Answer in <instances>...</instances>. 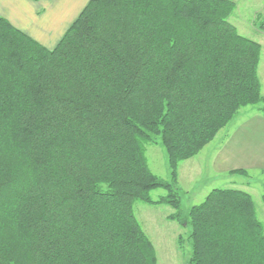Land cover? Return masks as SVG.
Instances as JSON below:
<instances>
[{
	"label": "trees",
	"instance_id": "obj_1",
	"mask_svg": "<svg viewBox=\"0 0 264 264\" xmlns=\"http://www.w3.org/2000/svg\"><path fill=\"white\" fill-rule=\"evenodd\" d=\"M235 8L90 0L54 47L0 15V264H158L137 201L178 211L189 264H264L248 192L216 188L179 215V164L242 109L264 114L262 47L229 22ZM147 144L163 146L169 181Z\"/></svg>",
	"mask_w": 264,
	"mask_h": 264
},
{
	"label": "rangeland",
	"instance_id": "obj_2",
	"mask_svg": "<svg viewBox=\"0 0 264 264\" xmlns=\"http://www.w3.org/2000/svg\"><path fill=\"white\" fill-rule=\"evenodd\" d=\"M257 14H264V0H236V8L228 20L237 27L239 34L263 42L264 33L256 26ZM55 33L41 31L39 39L45 43H58L61 38L57 41L59 35ZM261 75L264 80L262 69ZM250 108L253 107H247L245 110H251ZM237 123L238 117L196 157L179 164L178 185L181 197L179 215L182 220H187L191 207L202 203L213 189L220 188L249 192L255 202L258 218L264 224V177L258 172L241 175L215 171V164L220 163L217 160L221 152L219 149L226 141L225 136L235 130ZM146 157L151 171L161 180L169 181L170 167L163 146L147 144ZM166 195L167 192L163 189L151 193L154 200ZM134 212L153 243L158 264H189L192 251L189 242L190 229L186 228L183 221L172 218L178 213L176 209L166 204L149 205L137 201L134 204Z\"/></svg>",
	"mask_w": 264,
	"mask_h": 264
},
{
	"label": "crops",
	"instance_id": "obj_3",
	"mask_svg": "<svg viewBox=\"0 0 264 264\" xmlns=\"http://www.w3.org/2000/svg\"><path fill=\"white\" fill-rule=\"evenodd\" d=\"M89 1L0 0V15L28 35H33L35 37L33 38L42 44L54 47L57 42L45 43L39 39V33L54 31L59 35L58 41ZM258 43L262 47L258 74L264 96V80L261 75L262 69L264 77V39ZM245 109L247 108L242 109L237 116L235 130L225 136L226 141L221 145L219 149L221 152L217 158L220 163L215 164V171L230 173L242 170L246 173L258 172L264 177V114L255 107L250 108L251 110Z\"/></svg>",
	"mask_w": 264,
	"mask_h": 264
}]
</instances>
